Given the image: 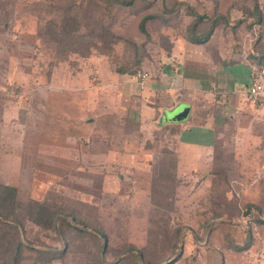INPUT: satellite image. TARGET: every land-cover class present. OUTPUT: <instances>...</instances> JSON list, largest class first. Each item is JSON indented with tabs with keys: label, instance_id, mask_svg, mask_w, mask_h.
Returning a JSON list of instances; mask_svg holds the SVG:
<instances>
[{
	"label": "rangeland",
	"instance_id": "rangeland-1",
	"mask_svg": "<svg viewBox=\"0 0 264 264\" xmlns=\"http://www.w3.org/2000/svg\"><path fill=\"white\" fill-rule=\"evenodd\" d=\"M133 3L0 0V106L20 108L15 115L0 113V148L3 135H21V148L16 149L20 164L15 169L0 166V184L17 188L21 202L46 203L57 220L53 227H43L23 219L18 226L23 245L20 264H264V224L255 219L264 221V150L257 149L253 140L238 137L237 120L223 115V100L208 110L202 108L214 116L219 140L211 152L195 153L200 164L185 156L179 168L173 150L187 155L189 149L179 147L170 136H161L160 131L168 133L164 129L149 125L142 129L141 124L124 122L128 116L115 123L110 113L113 94L107 90L97 95L103 109L98 127L102 136L110 134L117 150L126 136L135 138L127 140L134 143L127 151L133 157L127 159L136 170L116 164L99 166L93 156H86L81 166L76 151L66 158L59 151L61 145L50 146L47 137L54 123L48 118L53 115L46 112L53 84L48 80L55 67L66 75L87 73L78 82L65 83L73 89L65 92L66 100L76 102L81 98L79 85L109 87L113 72L159 73L175 41L186 37L188 27L196 22L188 6L204 17L201 32L211 27L213 16L225 17L212 33L214 39L208 45L212 52L222 48L225 54L241 55L242 42L258 21L256 4L264 19V0ZM178 3L176 15L153 19L146 25L147 33L141 30L145 16L160 15ZM90 96L85 94L86 101L90 102ZM93 114L94 110L91 119ZM62 115L67 114L54 117ZM15 118L21 120L20 128L14 126ZM175 120H180L177 113ZM246 121L253 134L259 125ZM81 135L74 139L92 147L89 127ZM7 152L14 155L12 148ZM194 164L201 172L191 168ZM17 224L0 222V264H8L9 243L15 240L10 230ZM55 250L63 253L48 262L42 260L43 252L49 255Z\"/></svg>",
	"mask_w": 264,
	"mask_h": 264
},
{
	"label": "crops",
	"instance_id": "crops-1",
	"mask_svg": "<svg viewBox=\"0 0 264 264\" xmlns=\"http://www.w3.org/2000/svg\"><path fill=\"white\" fill-rule=\"evenodd\" d=\"M255 30L258 33L257 37H255ZM213 34L202 43L190 42L185 37L175 41L174 50L171 55L168 54L166 57L165 66L160 69L159 73L151 74V79L148 80L147 86L143 89L137 84L136 74L128 76L113 72L111 77L114 81L110 82L109 87L97 83L86 88L85 85L82 87L79 85L77 96L81 97L80 100L77 101L76 99V102H69L66 100L65 92H73V89L65 87V83L74 82V79L78 82V78L84 77L87 73L81 71L76 76L69 73L66 75L67 73L58 72L55 67L48 80L49 84H53L48 92L50 101H48L49 104L47 103L46 112L53 115L48 118L52 124L54 123V128L52 127L54 131L47 137L48 140L52 141L53 145L50 146L58 149V146L61 145L59 151L65 157L73 156V152L76 151L74 155L80 157L81 166L85 164L86 156H93L97 158L96 163L99 166L110 164L112 167L116 164L126 169L136 170L135 166H131L134 164H130L127 159L133 157L127 153L134 144L127 141L131 140L129 139L131 135L126 136L125 143L123 142L120 150H117L118 147H114L112 144L113 138L110 134L109 136L104 134L102 136V131L98 127V124L102 123L101 113L103 109H101L100 97L97 98V95L103 90H107L113 94L110 113L112 117L115 116V123L118 122V119L128 116L124 122L141 124L142 129L143 125H149L158 131L164 129L171 135L168 133L165 135L162 133L163 131H160L161 136H170L175 142L177 140L179 147L184 146L189 149V154L186 155L170 148L178 159L179 168H181L180 162L185 156L192 157L196 162H199L201 161L200 157L195 153L203 155L204 152H211L217 145L219 136L214 126V116L209 115V111H204L202 108L208 110L209 105L220 99L224 101L223 115L237 120L238 137L245 141L253 140L257 149L264 150V126H262L264 124V100L253 102L249 99L248 94V89L254 81L256 69L264 63V21L255 23L252 32L247 34L248 36L242 42L241 55L234 52L225 54L222 52V48L212 52L208 45L214 39ZM250 45L252 46L251 52L248 50ZM93 72L96 73V70ZM100 76L101 73L99 72ZM87 93L92 96L89 97L90 102L85 99ZM186 105L190 107L189 116L184 120L174 121L172 117ZM199 107L203 111H199ZM2 108L3 106H0V113L4 116L11 113L15 115L16 111L20 113V108L14 106H9L7 109ZM93 110L92 116L95 118L91 119L90 113ZM58 113L67 115L54 117V114L58 115ZM246 119L255 125H259L253 134L248 130L251 124ZM242 120L246 122L242 123ZM13 123L14 126L19 127L21 120L18 121L15 118ZM109 123L114 124L113 122ZM56 125H58L57 128ZM86 127H89L93 133L92 147H86L84 142L81 144L78 139H74L82 136L81 134H84ZM131 141L134 142L135 138ZM1 147L0 155L2 154L3 159L0 166L13 167V169L16 165L19 166L21 154L20 150L16 149L21 148V135L13 133V138H10L9 135H3ZM101 147L103 148L102 151ZM10 148L14 149L12 158L7 152ZM16 157L19 159L16 160ZM101 157L104 159L102 160ZM194 165L191 168L201 172L202 168Z\"/></svg>",
	"mask_w": 264,
	"mask_h": 264
},
{
	"label": "trees",
	"instance_id": "trees-1",
	"mask_svg": "<svg viewBox=\"0 0 264 264\" xmlns=\"http://www.w3.org/2000/svg\"><path fill=\"white\" fill-rule=\"evenodd\" d=\"M120 4L124 6H131L133 5L134 0H116ZM181 4L178 3L176 5L175 9L172 10H165L160 15H154L150 14L143 18V21L141 22V30L144 33H147L146 25L153 19H159L164 20L165 15H176L178 13L177 8H179ZM188 10H190L189 14H192L194 17H196V22L191 24L186 35V39H188L190 42L193 43H202L209 39V37L212 35L214 29L219 26L221 22H224L225 17L222 16H213L211 22V27L206 30L205 32L200 31V25L202 23H205L204 17L199 15L196 11L193 10L190 6L187 7ZM255 13L254 16H258V21L256 23H259L260 21H263L262 12L259 9L258 4L255 6ZM170 51V48L168 49ZM18 190L17 188L9 185L0 184V220L5 223H18L16 227L11 228V234L12 237L15 240H12V243H9L10 245V258L8 261V264H20V260L22 258L23 254V245L22 241L20 240V232L22 228L18 227L21 226L23 223V219L28 218L31 222L36 224L37 226H43V227H53L56 224L57 220H54V215L46 205V203L37 201V200H29L28 203H24L18 200L17 198ZM66 216V215H65ZM67 217V216H66ZM258 224H264L263 220H259L258 217L255 218ZM0 221V222H1ZM67 219L63 216L62 222L63 224H66ZM58 229V228H57ZM98 234L101 238H104L105 235L102 233L101 230H98ZM17 238V240H16ZM17 241V242H16ZM40 253V252H39ZM63 252L60 251H53L51 254L47 255L45 252H43V258L44 262H48L50 260H53L55 257H59Z\"/></svg>",
	"mask_w": 264,
	"mask_h": 264
},
{
	"label": "built area",
	"instance_id": "built-area-1",
	"mask_svg": "<svg viewBox=\"0 0 264 264\" xmlns=\"http://www.w3.org/2000/svg\"><path fill=\"white\" fill-rule=\"evenodd\" d=\"M255 30V37H257ZM151 79L149 71H138L136 73L137 84L141 89L147 86L148 80ZM248 94L253 102L264 100V63L259 65L254 74V81L248 89Z\"/></svg>",
	"mask_w": 264,
	"mask_h": 264
},
{
	"label": "water",
	"instance_id": "water-1",
	"mask_svg": "<svg viewBox=\"0 0 264 264\" xmlns=\"http://www.w3.org/2000/svg\"><path fill=\"white\" fill-rule=\"evenodd\" d=\"M189 113H190V107L189 106H183L180 110H179V118L180 120H184L186 119L188 116H189ZM172 119L174 120L175 119V116L172 117Z\"/></svg>",
	"mask_w": 264,
	"mask_h": 264
}]
</instances>
